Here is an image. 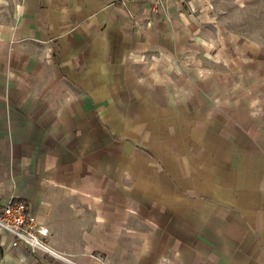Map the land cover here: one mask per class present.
Listing matches in <instances>:
<instances>
[{"label":"crops","instance_id":"obj_1","mask_svg":"<svg viewBox=\"0 0 264 264\" xmlns=\"http://www.w3.org/2000/svg\"><path fill=\"white\" fill-rule=\"evenodd\" d=\"M177 0H21L1 35L0 209L57 255L0 264H264V51L190 67Z\"/></svg>","mask_w":264,"mask_h":264},{"label":"rangeland","instance_id":"obj_2","mask_svg":"<svg viewBox=\"0 0 264 264\" xmlns=\"http://www.w3.org/2000/svg\"><path fill=\"white\" fill-rule=\"evenodd\" d=\"M21 10V0H0V49L1 35L16 26ZM174 12L193 36L183 54L190 67L220 69L235 52L264 51V0H177ZM9 246L0 231V258Z\"/></svg>","mask_w":264,"mask_h":264},{"label":"built area","instance_id":"obj_3","mask_svg":"<svg viewBox=\"0 0 264 264\" xmlns=\"http://www.w3.org/2000/svg\"><path fill=\"white\" fill-rule=\"evenodd\" d=\"M132 2L148 3L153 8L162 6L164 2L173 0H130ZM0 231L12 237V246L18 247L25 243L31 250L44 251L67 260L53 252L46 243L49 236V227L41 223L34 214L29 211L27 203L21 200H11L0 209Z\"/></svg>","mask_w":264,"mask_h":264}]
</instances>
